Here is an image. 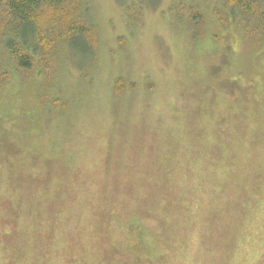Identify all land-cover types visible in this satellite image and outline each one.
I'll list each match as a JSON object with an SVG mask.
<instances>
[{
  "label": "rangeland",
  "instance_id": "obj_1",
  "mask_svg": "<svg viewBox=\"0 0 264 264\" xmlns=\"http://www.w3.org/2000/svg\"><path fill=\"white\" fill-rule=\"evenodd\" d=\"M179 1L84 0L99 53L64 68L70 107L2 93L0 264H154L123 256L134 230L163 264H264V43L218 27L223 0H181L194 36Z\"/></svg>",
  "mask_w": 264,
  "mask_h": 264
},
{
  "label": "trees",
  "instance_id": "obj_2",
  "mask_svg": "<svg viewBox=\"0 0 264 264\" xmlns=\"http://www.w3.org/2000/svg\"><path fill=\"white\" fill-rule=\"evenodd\" d=\"M183 6L180 0L175 7L179 21L191 26L194 36H200L203 30L206 32L205 17L198 5ZM222 6L214 15L218 27L239 30L246 42L257 47L264 43V0H223ZM224 9L227 14L223 13ZM83 10L86 14L90 10L84 0H0V98L5 90L18 85L22 98L23 95L30 98H23L25 102L36 104L25 108L19 116L32 118L41 107L52 110L70 107L71 103L58 88L64 68L70 63L72 66L71 61L79 55L87 60L90 56L92 61L99 53L96 31L77 15ZM122 83V78H117L115 95L122 92ZM41 87L45 91H40ZM28 121L36 126L34 121ZM134 232L137 231L122 240L128 252L123 256L128 259L139 256L138 260L143 263L151 262L150 257L156 254L158 258L153 263L163 264L164 256L152 246V234Z\"/></svg>",
  "mask_w": 264,
  "mask_h": 264
}]
</instances>
